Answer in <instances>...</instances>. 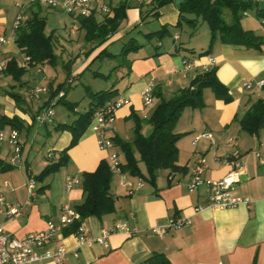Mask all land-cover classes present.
<instances>
[{
    "label": "crops",
    "instance_id": "obj_1",
    "mask_svg": "<svg viewBox=\"0 0 264 264\" xmlns=\"http://www.w3.org/2000/svg\"><path fill=\"white\" fill-rule=\"evenodd\" d=\"M18 1L21 0H15L14 5ZM132 1L134 0H129L132 7L126 10V18L116 33L90 53L87 51L90 44H81L80 52L84 54V60L76 67L75 61L69 59V72L74 79L84 72L102 48L115 54L116 52L108 50L109 47L115 46V43L122 46L131 36L142 44L137 51L129 54L132 60L130 69L128 71L121 69L119 77L106 82L105 87L99 89L115 88L117 97L128 99V102L115 112L112 136L131 140L134 124L130 117L131 111L142 118H146L152 111L157 98L146 107L143 106L141 98V90L147 82L152 81L154 87L164 97H169L177 88L190 84L196 71L202 69V64L207 65L209 56L215 58L216 76L227 87L231 100L224 102L217 99L209 88H205L203 107L183 109L174 127V131L181 134L176 141L177 164L181 169L173 172L168 169L158 170L155 186L129 175L127 181L130 184L122 186L119 176L113 175L110 192L114 198L115 210L101 217L91 215L85 218L87 234L97 236L102 228L117 221L125 222L130 232H113L108 236L106 246L96 242L85 244L78 249V256L68 253L64 264H142L154 252L163 253L170 264H264V173L258 166L256 155V153L264 155V129L257 135L250 134L241 129L238 121L234 119L255 99L264 97V90L256 84L264 78V24L261 22L263 18L257 17L259 6H252L245 11L243 16L247 17L246 20L241 18L243 28L252 29L263 37L259 50L216 41L208 54L199 55L207 48L209 42V29L205 35L203 31V34L197 36L199 20L196 28L191 30L192 35L183 37L181 32L171 30L179 27L174 26L178 19L176 6L171 3L163 5L141 20L139 9L134 7ZM32 6H28L27 10ZM148 8L144 6L141 10L146 11ZM252 8L255 16L250 15ZM4 12L0 7V33L9 32L17 13L16 11L11 21H8ZM153 12H158V15L153 16ZM155 19L159 21L157 27L146 29L149 28L145 27L146 23H151ZM163 24L168 25L169 37L160 40L144 38L143 34L155 31ZM175 35L177 38H174ZM77 39L72 37L69 43H74ZM69 48L72 46L61 47L62 50L67 49V53ZM12 56L19 62L23 54L14 40L10 39L4 46L3 57L7 60ZM183 57L194 61L195 68L183 72ZM43 65L44 63H41L38 66L40 71L36 66L25 69L16 79L5 70L0 72V115L7 118L17 117L22 122V129L18 131L23 144L24 167H12L4 161L0 171V181L6 183V199L11 203H22L26 199L27 172L35 177L49 163L45 156L46 151L48 149L58 151L60 156L61 150L71 139L68 131L59 132L42 154H39L37 148L35 160H29L35 138L57 133L60 130L54 128L58 123L70 122L75 117V115L70 119L62 117L61 122H58L54 111L51 123L39 125L35 121V115L47 101L49 93L30 100L26 97V90L35 85H42L50 91L62 82L55 81L54 72L48 70L46 73ZM246 81L251 82L250 88L243 86ZM74 90L71 94L65 93L62 98L75 102L69 99ZM76 112L79 111L76 109ZM8 126L5 124L0 127ZM149 130L150 126L143 124L142 132L147 134ZM203 130L212 133L214 143L200 140L192 144L194 135ZM227 136L232 137L231 143L225 142ZM8 152L9 146L2 143L0 155L5 158ZM232 152L238 154L241 166L240 181L233 188L232 194L248 198L249 204L212 208L208 205V194L204 187L189 192L186 183L200 156L206 159L205 176L216 179L226 174L230 166L223 161ZM67 154L68 160L65 165L48 174L43 180H35L36 194L30 204L24 206L21 215L4 222L5 229L13 236L22 237L29 232L41 231L45 229L48 221L58 220L63 204L67 203L72 207L80 204L84 198L81 184L78 183L66 190L65 176L80 178L81 172L93 171L107 155L105 151L98 149L95 135L88 127L77 143L67 150ZM33 164L39 166L37 172L33 170ZM140 167L144 171L142 163ZM16 168L18 172L15 171ZM173 217H185L190 221L180 228H172L169 221ZM155 226L163 228L161 235L153 231ZM73 232L66 235L63 232L55 234L45 247L52 249L58 244H63L68 249H74L76 238ZM29 264L55 263L51 260H42Z\"/></svg>",
    "mask_w": 264,
    "mask_h": 264
},
{
    "label": "trees",
    "instance_id": "obj_2",
    "mask_svg": "<svg viewBox=\"0 0 264 264\" xmlns=\"http://www.w3.org/2000/svg\"><path fill=\"white\" fill-rule=\"evenodd\" d=\"M169 3H174V0H140L134 7L139 9L140 19L143 20L154 9ZM148 5L149 8L146 11L141 10L144 6L148 7ZM109 6V13L74 18L83 31L82 39L84 43L90 44L87 50L88 53L102 45L109 36L121 28V23L126 18V10L132 7V4L129 0H118L115 4L109 2ZM175 6L178 11V19L174 26H180L184 21L194 30L199 19L207 23L209 42L207 48L201 51L199 55L208 54L216 41L255 50H259L262 46L263 37L254 30L243 28L241 25L243 12L252 6H258V2L254 0H183ZM32 7L15 31L13 40L20 52L28 56L30 61L33 62H30V67L40 66L41 63L54 65L57 60V55L53 50L54 34L53 32H45V17L40 16L39 12ZM226 11L229 12V21L224 17ZM152 15L157 16L158 12H153ZM257 17L264 20V9H258ZM168 32V25L163 24L159 29L143 35L146 40H160ZM141 46L142 44L131 36L122 44L118 53H110L102 48L93 57L92 61L98 57L106 56L117 61L112 70L125 69L128 71L132 61L129 54L137 51ZM20 61L18 62L13 56L6 60L4 70L12 78H18L27 69L20 66ZM66 66L68 71L65 73L64 80L58 83L54 89L48 90V93L51 97L58 91H63V95L57 100V103H62L66 109L75 113L72 121L58 123L54 128L56 130H67L71 134V139L69 144L61 150L58 160L49 161L34 177L35 180H43L48 174L66 164L68 160L67 150L77 143L79 137L87 129L94 111L117 97V89L112 87L90 91L88 108L83 112H76L78 102H69L62 98L73 82V77L69 72L70 60L66 63ZM100 75L104 78L109 77V74L104 75L96 71L93 73V76ZM69 78L72 79L71 83L67 82ZM205 88H209L217 99L224 102L231 100L227 87L216 76L215 66L196 71L188 86L177 88L169 97H164L158 89L153 87V96L157 98V102L150 114L146 118H142L133 111L130 113L134 123L131 140L113 136L116 149L122 153L121 171L155 186L158 170L168 169L173 172L181 169L177 164L178 149L176 146V141L181 134L176 133L174 127L184 108H201L204 106L203 90ZM261 88L264 90V78ZM234 119L238 121L241 129L257 135L264 129V97L255 99L240 116H235ZM5 124L17 130L22 129V122L17 117L7 118L1 116L0 126ZM143 124L150 126L147 134L142 132ZM140 163L143 164L144 171L141 169ZM112 177L113 174L106 159L101 160L93 171L81 172L79 179L84 198L80 204L73 206L80 214L81 219L91 215L101 217L115 210L114 198L110 192ZM167 182L169 183V181ZM78 222L75 221L68 225L62 232L66 235L75 231ZM142 264L170 263L163 253L154 252Z\"/></svg>",
    "mask_w": 264,
    "mask_h": 264
},
{
    "label": "built area",
    "instance_id": "obj_3",
    "mask_svg": "<svg viewBox=\"0 0 264 264\" xmlns=\"http://www.w3.org/2000/svg\"><path fill=\"white\" fill-rule=\"evenodd\" d=\"M33 4L44 5L50 8H60L72 18L78 16L103 15L110 11L109 3L102 0H21L16 2L15 5L18 10L12 20L9 32L0 33V72H2L6 66V59L3 57L4 46L8 40L13 39L15 31L26 18L25 9ZM245 13L246 12L244 11L243 14ZM261 22L264 24V20ZM174 38H177V35H175ZM30 62V58L23 55L22 60L20 61V66L29 68ZM214 64L215 58L209 56L207 65L202 64L201 67L207 69L214 66ZM195 66L194 61L188 60L185 57L182 58L183 72L192 70ZM36 67L37 70L40 71V68L38 66ZM67 82L71 83L72 79H67ZM262 83L263 80H259L256 84L260 87ZM243 86L250 88L251 82L246 81L243 83ZM153 87L154 83L149 81L141 90V98L144 107L150 106L153 103ZM47 92L48 88L46 86L35 85L26 90V97L30 100H35L38 99L41 94ZM62 95L63 91H58L53 96L48 97L46 103L40 107L35 115V121L39 125L52 122L54 114L53 106ZM127 102L128 99L121 96L106 102L94 111L88 125V128L95 135L98 149L107 153L106 161L110 171L113 175L119 176V182L122 186H128L130 183L127 181V174L121 171L122 153L116 149L111 129L117 108ZM200 140H207L214 143L212 133L207 130L195 134L192 138V144H196ZM231 141L232 137L227 136L225 142L228 144L231 143ZM2 143H7L9 146V152L5 158L0 155V171L4 161L12 167H24L25 158L23 154V144L19 137V131L10 125L7 128L0 127V145ZM256 155L258 166L264 173V155L259 153H256ZM45 156L48 161H56L59 158V152L48 149ZM223 162L230 166L229 171L223 176L214 179L204 175L206 159L204 156L198 157L193 172L186 183L187 190L192 192L199 187H204L208 194V205L212 208L232 207L240 203L248 205V198L232 194L233 188L240 181L241 166L238 162V154L232 152ZM35 182V178L27 172L26 199L22 203H11L7 201L5 196L6 183L0 181V264H29L30 262L42 260H51L55 264H64L68 253H71L75 257L78 256V249L85 244L96 242L106 246L107 238L113 232H130L129 227L125 222L117 221L113 222L108 227L102 228L97 236H90L87 234L84 219H81L80 214L71 205L65 203L60 208L58 220L56 222L48 221L45 229L37 232H29L22 237L13 236L5 229L4 222L19 217L24 206L30 204L31 199L36 194ZM78 183H80L78 177L67 175L64 178V186L66 190L71 189ZM137 185L140 186L139 183ZM75 221L79 222L73 232L76 238V247L74 249H68L63 244H58L52 249L45 247L55 234L62 233L68 225ZM189 221L190 220L185 217H173L169 221V226L172 228H180L189 223ZM153 231L161 235L164 230L160 226H155Z\"/></svg>",
    "mask_w": 264,
    "mask_h": 264
},
{
    "label": "rangeland",
    "instance_id": "obj_4",
    "mask_svg": "<svg viewBox=\"0 0 264 264\" xmlns=\"http://www.w3.org/2000/svg\"><path fill=\"white\" fill-rule=\"evenodd\" d=\"M105 2H110L111 4L117 3L118 0H102ZM15 0H0V7L5 11L4 15L6 16L8 21H11V18L13 17L14 13L18 10L17 7L14 5ZM133 4L136 5L140 1L134 0ZM175 3V2H174ZM174 3H171L175 6ZM149 7V5H148ZM34 10H37L39 12L40 16L45 17L46 19V26H45V32L50 33L53 32L54 34V40H53V50L54 53L57 55V60L54 65L44 63L43 69L48 73V70L51 72H54L53 76L55 77V81H63V77H65V73L68 71V67L66 66V63L69 61L70 58H72L74 63V67L77 66L79 62L84 60V54L80 52L81 44H84V41L82 39V30L79 28V23L76 19L72 18L68 13L63 11L60 8H50L44 5L39 4H33L32 7ZM25 13L29 14V10L27 8L25 9ZM251 16H255L254 9L252 8V11L250 12ZM224 17L227 21H229V12L224 13ZM247 17H242V19L246 20ZM158 20L155 19L146 23L145 27L155 28L157 27ZM170 28H173L169 26ZM181 27V28H180ZM208 29L207 23L205 21H202L199 19L198 22V37L201 35V33L204 31V35L206 34V31ZM72 32H71V31ZM173 32H181L183 37H190L191 34V28L186 24V22L182 21L181 26L174 27L171 29ZM203 34V33H202ZM170 35L167 34L165 37H169ZM75 37L78 38L76 42L69 43L70 38ZM80 44H78V43ZM70 44V45H69ZM115 46H110L109 51L111 52H118L121 45L115 43ZM70 47L69 53H67V49L62 50L61 47ZM61 54V55H60ZM69 55V56H68ZM18 57V56H17ZM116 60L112 58H108L106 56L98 57L96 58L91 64H89L88 68L84 70V72L81 75H78L73 79V82L68 87L66 93L69 92L70 94L73 89L74 93L73 95H70L69 99L77 100V111L82 112L85 111L88 102L90 101V91H97L100 88L103 89L105 87L106 82H111L115 80V78L119 77L121 74V71L112 70V67L116 65ZM95 71H98L104 75L109 74V79L99 76H93V73ZM87 86L89 88H87ZM89 89V90H88ZM65 100V98H63ZM53 110L55 111V116L58 118V122H61L62 117L63 118H72V115H75L72 111H69L66 109V107L62 103H57L53 106ZM49 124V123H48ZM67 131V130H60L57 131V133H53L50 136H46L44 138L37 137L34 140V144L32 147V150L29 154V160L34 161L36 157L35 153L37 152L35 149H39V154H42L45 149L48 147L49 144L53 142V140L56 138V136L59 134V132ZM33 170L37 172L39 170V166L36 164H33ZM16 172H18V169H15Z\"/></svg>",
    "mask_w": 264,
    "mask_h": 264
},
{
    "label": "water",
    "instance_id": "obj_5",
    "mask_svg": "<svg viewBox=\"0 0 264 264\" xmlns=\"http://www.w3.org/2000/svg\"><path fill=\"white\" fill-rule=\"evenodd\" d=\"M182 1H183V0H174V2H175L176 4H178V3L182 2ZM258 6H259L260 9H264V0H259V2H258Z\"/></svg>",
    "mask_w": 264,
    "mask_h": 264
}]
</instances>
